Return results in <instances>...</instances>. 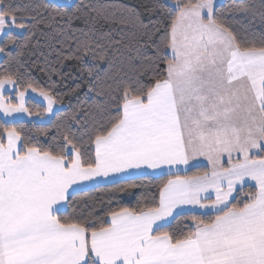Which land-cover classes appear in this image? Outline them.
I'll return each instance as SVG.
<instances>
[{"label":"snow or ice","instance_id":"6c2138e0","mask_svg":"<svg viewBox=\"0 0 264 264\" xmlns=\"http://www.w3.org/2000/svg\"><path fill=\"white\" fill-rule=\"evenodd\" d=\"M66 7L45 5L58 15ZM241 10L257 13L255 5ZM18 13L0 0V37L6 30L8 36L0 45L16 44L11 29L29 26ZM259 18L264 24V0ZM29 19L38 25L43 14ZM90 51L85 44L81 55L65 58L79 60ZM156 52L145 66L150 80L123 84L122 95L101 109L105 116L85 141L68 126L60 132L62 143L42 147L5 124L0 264H264V34L259 44L246 42L217 15L214 0H177ZM17 82L0 75V112L6 117L27 111L23 91L19 103L5 102L4 86ZM40 95L52 112L55 101L43 89ZM197 157L211 171L180 175L179 166ZM163 166L176 174L160 188L158 206L111 211L99 226L59 215L74 185ZM249 182L255 190L233 203L237 185L242 191ZM209 190L215 199L206 204L201 194ZM183 205L211 209L214 218L193 217L194 229L173 235L160 222Z\"/></svg>","mask_w":264,"mask_h":264},{"label":"trees","instance_id":"16d2710c","mask_svg":"<svg viewBox=\"0 0 264 264\" xmlns=\"http://www.w3.org/2000/svg\"><path fill=\"white\" fill-rule=\"evenodd\" d=\"M168 1L177 3V0H75L58 15L55 9L45 8L52 3L48 0H7L19 10L18 18L29 26L19 35L12 32L16 44L0 45L4 46L0 75H13L18 81L17 92L35 88V92L40 93L43 89L59 107L46 124L17 121L7 126L15 127L24 140L42 147L62 143L60 132L68 126L85 141L94 124L104 118L101 109L114 104V97L122 95L118 89L123 84L150 80V74L145 75V66L154 62L156 45L174 15ZM259 4L260 0H223L215 8L217 15L225 18L242 40L259 44L260 34H249L229 15L243 12L241 9L249 5L257 8ZM37 13L43 14V19L35 25L29 18ZM248 15L255 20L254 26L263 25L259 9L255 17ZM7 39L6 33L1 40ZM85 44L92 48L87 56L79 60L65 58L69 54L81 55ZM93 85L95 90L90 92L89 87ZM26 108L30 116L41 117L45 112L42 105L32 100L27 101ZM74 117L78 118V123ZM5 124L0 119V132ZM205 172V168H194L183 175ZM169 178L138 177L74 193L67 198L66 209L59 215L62 219L86 220L99 226L111 211L125 207L139 211L158 206L159 190ZM252 191L251 187L238 190L232 202L246 199ZM193 217L207 221L213 219L214 214H182L164 226V230L173 235L186 233L195 226Z\"/></svg>","mask_w":264,"mask_h":264},{"label":"crops","instance_id":"0c3cea01","mask_svg":"<svg viewBox=\"0 0 264 264\" xmlns=\"http://www.w3.org/2000/svg\"><path fill=\"white\" fill-rule=\"evenodd\" d=\"M48 1L55 3V4H62V5H64V4L72 5L75 2V0H48ZM14 29L18 30V28H14ZM14 29L13 30L11 29V32L15 33ZM6 33H7V30L5 31V34ZM21 33H22V31H21ZM21 33H19V34H21ZM2 38L3 37H0V40ZM1 57H2V55L0 53V60H1ZM24 93H25V97H24L25 107H26L27 101L32 100V101L42 105L45 108V112H44L43 116L39 117L41 119L40 120L38 119V121L36 123H40V124L48 123L51 120L53 114L58 110L59 107L54 104L52 112H48L46 110V106H45L47 104V101L43 98V96L40 95V93L32 91V90H26V91H24ZM3 95L5 97V102L10 100L14 103H19V101L17 99L19 92H17L15 86L5 85ZM34 117H38V116L30 117V115L27 113V111L26 112L13 113L12 115L7 116V117L3 114V112H0V119L5 123H13V122H17V121H32V118H34ZM233 159L235 160V157H233ZM223 165L225 167L228 166V160H227L226 156L223 159ZM179 168H180V172H179L180 175H183L187 171H189L190 169H194V168H205V169H207V172L211 171V166L208 164V161L204 157H197L193 160H190L188 165H181V166H179ZM172 174H176V169L173 168L172 172L170 174L168 166H163L162 168H158V169L141 168V169H136V170H129L128 172H125V173L111 174L107 178L97 177L94 180L85 181V182H82L81 184L74 185L73 188L70 189L69 191L71 193L70 195H72L74 193L82 192V191H85V190H88L91 188H95L98 186L114 184L117 182L129 180V179H133V178H138V177L157 178V177H161V176H167V177L173 178ZM250 185H252L251 188L254 189V182H249L248 184H245L243 186V188L244 187H250ZM237 189L238 190L240 189L239 185H237ZM236 192L233 193V197L235 196ZM204 197H210V200H204L203 199ZM201 199H202V202H204L206 204L210 203L211 200L215 199V192H213L212 190H209L207 193H202ZM230 199H232V198H230ZM158 205H159V199H158ZM65 209H66V202H63L60 212H63ZM182 214L208 215V214H214V212L211 209L200 208L198 205H183V206H181V208L176 210V214L174 215V217H169L167 219V221H162L160 223H162L164 226H167L175 217L182 215ZM109 219H110V217H108L107 220H109ZM194 228H195V226L193 227V229Z\"/></svg>","mask_w":264,"mask_h":264},{"label":"rangeland","instance_id":"374dc122","mask_svg":"<svg viewBox=\"0 0 264 264\" xmlns=\"http://www.w3.org/2000/svg\"><path fill=\"white\" fill-rule=\"evenodd\" d=\"M222 2H223V0H214L215 6L219 5ZM168 4L174 8L176 3H172L170 1H168ZM257 9H259V6L257 7ZM229 15H230L231 19H235L238 22H240L242 24V26L244 27V29L249 34H251V35H254V34L262 35V34H264V24L262 26H257V25L254 26L255 20H253V18H250V15L246 14L245 12H241V11L231 12ZM14 31L16 34L19 35V33H21L22 29H20V30L14 29ZM45 106H46V110H47V104ZM30 117H32V116H30ZM38 119L40 120L41 118L34 117V118H32V121L36 123L38 121Z\"/></svg>","mask_w":264,"mask_h":264}]
</instances>
